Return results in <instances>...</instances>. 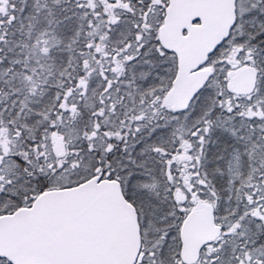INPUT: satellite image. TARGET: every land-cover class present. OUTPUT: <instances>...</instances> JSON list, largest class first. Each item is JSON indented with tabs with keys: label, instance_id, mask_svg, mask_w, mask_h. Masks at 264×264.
Instances as JSON below:
<instances>
[{
	"label": "snow or ice",
	"instance_id": "1",
	"mask_svg": "<svg viewBox=\"0 0 264 264\" xmlns=\"http://www.w3.org/2000/svg\"><path fill=\"white\" fill-rule=\"evenodd\" d=\"M0 264H264V0H0Z\"/></svg>",
	"mask_w": 264,
	"mask_h": 264
}]
</instances>
